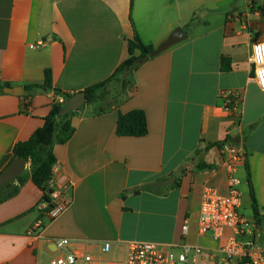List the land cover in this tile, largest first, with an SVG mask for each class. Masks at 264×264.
<instances>
[{
  "label": "crops",
  "instance_id": "obj_1",
  "mask_svg": "<svg viewBox=\"0 0 264 264\" xmlns=\"http://www.w3.org/2000/svg\"><path fill=\"white\" fill-rule=\"evenodd\" d=\"M177 28L186 40L112 80L97 103L76 111L73 137L53 144L49 188L63 190L67 210L47 220L30 163L22 185L13 181L18 193L0 202V264H45L62 254L50 238L186 243L200 248L188 264H238L222 253L225 239L199 233L198 220L207 186L222 195L230 189L222 151L230 140L246 156L235 175L252 215H241L255 220L250 184L264 214V91L252 61V45L264 42V0H0V173L15 160L18 141L64 102L55 90L74 96L105 82L129 59L136 35L155 49ZM7 87H22L23 95ZM229 93L239 99L230 112ZM133 110L146 114L148 134L118 137V115ZM201 161L215 169L198 171ZM39 219L44 230L35 237ZM260 225L264 239V220ZM71 249L93 256L79 264L126 260L123 247Z\"/></svg>",
  "mask_w": 264,
  "mask_h": 264
},
{
  "label": "built area",
  "instance_id": "obj_2",
  "mask_svg": "<svg viewBox=\"0 0 264 264\" xmlns=\"http://www.w3.org/2000/svg\"><path fill=\"white\" fill-rule=\"evenodd\" d=\"M252 61L254 64V79L264 91V42L259 41L252 45ZM226 109L230 112L239 104L234 93L224 95ZM226 168L229 173L230 189L226 195L220 194L214 188L207 186L202 193L198 227L201 235L210 234L214 240L225 239L222 253L229 261L242 264H264V239L261 225L241 215L242 196L240 180L236 177V167L245 160L244 149L227 141L222 145ZM50 202H44L41 210L49 222L56 220L64 210L68 209L69 202L63 190L51 192ZM264 220V214L261 215ZM44 223L38 220L30 234L42 237ZM187 234L188 224L183 226ZM52 242L62 252L61 255L51 258L45 264H79L91 263L93 256L79 255L71 247L74 243H82L85 247H100L103 253H109L115 247L125 249V264H188L195 262L200 248L186 243L179 245H161L155 242L126 241L120 243L100 242L89 240H71L65 238L46 239Z\"/></svg>",
  "mask_w": 264,
  "mask_h": 264
},
{
  "label": "trees",
  "instance_id": "obj_3",
  "mask_svg": "<svg viewBox=\"0 0 264 264\" xmlns=\"http://www.w3.org/2000/svg\"><path fill=\"white\" fill-rule=\"evenodd\" d=\"M154 50L153 46L144 45L138 35L128 43L129 59L121 66L116 68L113 75L105 82L96 86L88 87L84 90L87 103H97L101 96L102 90H105L107 85L114 79H118L121 75H126L133 72L138 66L140 61H146L149 54ZM137 52L139 54L137 55ZM44 89L50 91L53 89V81L49 71L45 73ZM57 95L62 96L65 100L62 103H55L50 113L45 118L44 126L37 129L27 141L19 142L14 146V158H21L22 160L30 163L31 180L42 192L44 193V201L50 202V194L52 190L49 188L50 182L53 179V168L56 164V156L52 150L53 144L58 142L64 144L68 142L75 133V128L72 125V117L75 112L64 113L65 102L70 100L73 96L68 93H61L55 90ZM84 108V107H83ZM104 109L93 113V115L103 114ZM146 114L140 110H133L127 114H119L116 127V135L118 137H145L148 134V124ZM215 166L201 161L197 165L198 171L214 170ZM20 185L23 183L21 177L17 178ZM250 181V179H249ZM5 186H0V190H5ZM254 188L250 184V197L252 200L253 217L259 224L262 222V214L260 213L258 203L255 198ZM19 191V188H10L1 195L0 202L5 199L12 198ZM242 264V263H238Z\"/></svg>",
  "mask_w": 264,
  "mask_h": 264
},
{
  "label": "water",
  "instance_id": "obj_4",
  "mask_svg": "<svg viewBox=\"0 0 264 264\" xmlns=\"http://www.w3.org/2000/svg\"><path fill=\"white\" fill-rule=\"evenodd\" d=\"M187 34L182 28L175 29L167 40L160 43L148 56V58H154L161 54L163 51L168 50L172 46L186 40ZM4 92L13 94L16 96L23 95L22 87H7L4 88ZM87 103V97L85 92L75 94L70 100L65 102V109L61 114L75 112L81 109ZM27 169V162L21 158H16L13 162L0 173V186H5L7 189L11 188L14 180L19 178Z\"/></svg>",
  "mask_w": 264,
  "mask_h": 264
},
{
  "label": "rangeland",
  "instance_id": "obj_5",
  "mask_svg": "<svg viewBox=\"0 0 264 264\" xmlns=\"http://www.w3.org/2000/svg\"><path fill=\"white\" fill-rule=\"evenodd\" d=\"M113 92H115V89L114 90H112ZM108 92H110V91H108ZM244 186L242 187V188H240V191H243L244 190ZM244 197V204H243V207H242V209H241V212L242 213H244V215H248V216H250V215H252V212H251V210L247 207V201H248V199H247V189L245 190V196H243Z\"/></svg>",
  "mask_w": 264,
  "mask_h": 264
}]
</instances>
